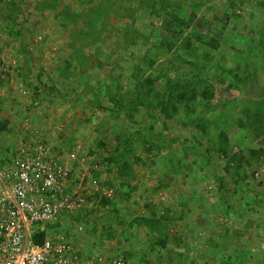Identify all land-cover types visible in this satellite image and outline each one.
I'll return each mask as SVG.
<instances>
[{
    "label": "rangeland",
    "instance_id": "obj_1",
    "mask_svg": "<svg viewBox=\"0 0 264 264\" xmlns=\"http://www.w3.org/2000/svg\"><path fill=\"white\" fill-rule=\"evenodd\" d=\"M28 140L86 199L50 238L264 264V0H4L0 165Z\"/></svg>",
    "mask_w": 264,
    "mask_h": 264
},
{
    "label": "built area",
    "instance_id": "obj_2",
    "mask_svg": "<svg viewBox=\"0 0 264 264\" xmlns=\"http://www.w3.org/2000/svg\"><path fill=\"white\" fill-rule=\"evenodd\" d=\"M72 181V166L42 141H21L11 162L0 165V264H130L124 255H84L65 235L49 237L86 204Z\"/></svg>",
    "mask_w": 264,
    "mask_h": 264
},
{
    "label": "water",
    "instance_id": "obj_3",
    "mask_svg": "<svg viewBox=\"0 0 264 264\" xmlns=\"http://www.w3.org/2000/svg\"><path fill=\"white\" fill-rule=\"evenodd\" d=\"M4 0H0V5L3 3Z\"/></svg>",
    "mask_w": 264,
    "mask_h": 264
},
{
    "label": "trees",
    "instance_id": "obj_4",
    "mask_svg": "<svg viewBox=\"0 0 264 264\" xmlns=\"http://www.w3.org/2000/svg\"><path fill=\"white\" fill-rule=\"evenodd\" d=\"M44 237V235H42V238Z\"/></svg>",
    "mask_w": 264,
    "mask_h": 264
}]
</instances>
